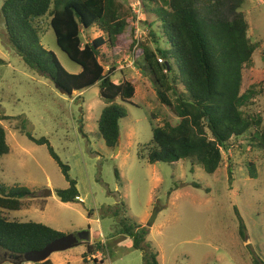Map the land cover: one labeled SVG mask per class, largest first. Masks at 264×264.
<instances>
[{
    "label": "rangeland",
    "instance_id": "1",
    "mask_svg": "<svg viewBox=\"0 0 264 264\" xmlns=\"http://www.w3.org/2000/svg\"><path fill=\"white\" fill-rule=\"evenodd\" d=\"M4 2L0 0V126L6 131L9 152L0 158V187L22 186L32 195L19 210L2 209V214L64 234L89 229V243H101L94 254L86 253L85 243L53 252L52 264H144L143 252L131 248L132 239L121 233L119 219L110 213L115 209L128 225L147 231L145 241L157 253L159 264H264V0H245L240 8L248 22V36L257 45L244 71L253 77L257 92L242 110L259 122L230 140L213 174L190 159L149 163L146 150L139 156L152 139V126L176 123L177 118L159 102L147 71L139 69L133 51L125 47L114 48L108 59L116 68L111 78L115 83L133 81L135 94L131 103L116 101L127 114L119 119L118 151L108 147L97 125L107 105L99 84L68 95L49 77L31 70L7 38ZM128 2L137 17L132 35L155 47L141 21L140 0ZM38 25L42 46L68 72H80L81 67L57 46L49 17L39 18ZM156 31L159 46L170 49L158 26ZM99 35L94 27L81 34L83 42ZM170 61L176 69L177 62ZM27 132L46 138L69 166L79 192L76 201L65 203L56 196V190L69 183L47 145L33 142ZM250 163L256 177L250 175ZM48 190L53 196L44 195ZM241 224L244 240L239 235ZM21 259L0 250V264H35Z\"/></svg>",
    "mask_w": 264,
    "mask_h": 264
},
{
    "label": "trees",
    "instance_id": "2",
    "mask_svg": "<svg viewBox=\"0 0 264 264\" xmlns=\"http://www.w3.org/2000/svg\"><path fill=\"white\" fill-rule=\"evenodd\" d=\"M224 1L228 2L227 9L223 8ZM244 2L140 0V15L144 17L141 21L155 47L132 35L137 17L128 0H5L2 14L9 42L31 70L71 93L99 84L100 96L107 105L97 125L110 148L119 139V119L127 114L116 101L131 103L135 84L129 79L113 82L111 75L116 68L108 59L113 57L116 47L132 50L133 62L147 71L159 102L177 118L176 123L153 125L152 139L140 149L139 156L142 158L146 150L149 163L190 159L213 174L221 165L222 151L228 149L230 140L242 137L259 122L242 110L257 92L253 77L244 75L257 48L248 36V22L240 11ZM44 16L49 17L57 46L81 67L80 72H68L56 55L40 43L38 20ZM156 26L168 40L170 49L159 46ZM91 27L101 35L83 42L81 34ZM173 59L184 78L175 74L170 61ZM105 65H109L107 71ZM26 135L37 144L47 145L69 183L67 188L56 190V196L65 203L76 201L79 192L76 181L69 176V166L61 161L46 138L37 139L29 132ZM261 146L264 148V138ZM8 152L6 131L0 126V158ZM249 168L251 177H256L252 163ZM0 194V250L4 253L22 256L64 235L45 224L10 220L2 214V209L19 210L24 199L32 195L29 189L0 187ZM110 213L119 219L121 233L132 239L131 248L143 252L144 264H159L157 253L145 241L147 231L118 218L117 209ZM239 235L244 240L243 224ZM100 246L101 243H87L86 253L94 254ZM83 261L88 262L86 258ZM36 264L52 262L47 259Z\"/></svg>",
    "mask_w": 264,
    "mask_h": 264
},
{
    "label": "water",
    "instance_id": "3",
    "mask_svg": "<svg viewBox=\"0 0 264 264\" xmlns=\"http://www.w3.org/2000/svg\"><path fill=\"white\" fill-rule=\"evenodd\" d=\"M56 87L60 89V91L64 94L71 95V92H68L64 88L60 87L56 84ZM119 142L117 141L115 147L116 152L118 151ZM115 152V153H116ZM45 196H53V192L48 190L44 194ZM153 223V219L152 222ZM91 242V233L89 229L81 230L76 233L64 234L63 236L54 239L47 243L42 249L39 250H31L24 253L22 256L17 255L16 258H22V261L32 262V263H40L49 259L50 255L56 251H63L69 249L79 243H89Z\"/></svg>",
    "mask_w": 264,
    "mask_h": 264
},
{
    "label": "built area",
    "instance_id": "4",
    "mask_svg": "<svg viewBox=\"0 0 264 264\" xmlns=\"http://www.w3.org/2000/svg\"><path fill=\"white\" fill-rule=\"evenodd\" d=\"M159 61L162 62V59L160 58Z\"/></svg>",
    "mask_w": 264,
    "mask_h": 264
}]
</instances>
